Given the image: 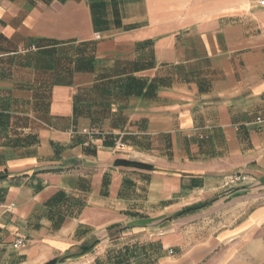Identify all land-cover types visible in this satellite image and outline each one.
Returning a JSON list of instances; mask_svg holds the SVG:
<instances>
[{"label":"crops","instance_id":"0c3cea01","mask_svg":"<svg viewBox=\"0 0 264 264\" xmlns=\"http://www.w3.org/2000/svg\"><path fill=\"white\" fill-rule=\"evenodd\" d=\"M259 1L0 0V264H264Z\"/></svg>","mask_w":264,"mask_h":264},{"label":"built area","instance_id":"2783aa9c","mask_svg":"<svg viewBox=\"0 0 264 264\" xmlns=\"http://www.w3.org/2000/svg\"><path fill=\"white\" fill-rule=\"evenodd\" d=\"M259 5L261 7H264V0H260L259 1ZM248 180V176L247 175H244V174H233L230 178H229V182L233 183V184H237V183H240V182H244ZM23 243V240L21 238H18L15 243H14V247H18V245H21ZM169 252L171 253L172 250L170 249Z\"/></svg>","mask_w":264,"mask_h":264},{"label":"rangeland","instance_id":"374dc122","mask_svg":"<svg viewBox=\"0 0 264 264\" xmlns=\"http://www.w3.org/2000/svg\"><path fill=\"white\" fill-rule=\"evenodd\" d=\"M259 3V2H258ZM233 174H231V175H229V176H227L225 179H224V186L225 187H227V188H232V187H235L236 186V184H233V183H231V182H229V178L232 176ZM156 241H154V242H151L150 244H151V248H149V250H151L153 253L154 252H156V248H157V246H156ZM141 244H138L137 246H140ZM134 249H130V250H126V253H129V257H132L133 255H134ZM139 252H142V251H139ZM143 253H146V252H143ZM152 253V254H153ZM169 254H172V252L170 253L169 252Z\"/></svg>","mask_w":264,"mask_h":264},{"label":"trees","instance_id":"16d2710c","mask_svg":"<svg viewBox=\"0 0 264 264\" xmlns=\"http://www.w3.org/2000/svg\"><path fill=\"white\" fill-rule=\"evenodd\" d=\"M98 242H99L98 240H95L94 243L91 246L84 245L82 247V251L81 252H87L94 244H97ZM57 261H59V259H53V260L48 261L45 264H55Z\"/></svg>","mask_w":264,"mask_h":264}]
</instances>
